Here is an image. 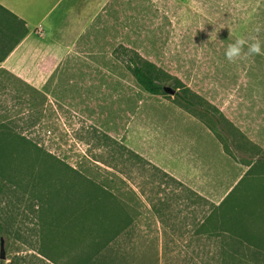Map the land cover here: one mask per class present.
<instances>
[{
	"label": "rangeland",
	"instance_id": "1",
	"mask_svg": "<svg viewBox=\"0 0 264 264\" xmlns=\"http://www.w3.org/2000/svg\"><path fill=\"white\" fill-rule=\"evenodd\" d=\"M252 35L264 0H111L42 88L0 68V264H264V55L225 56Z\"/></svg>",
	"mask_w": 264,
	"mask_h": 264
},
{
	"label": "crops",
	"instance_id": "2",
	"mask_svg": "<svg viewBox=\"0 0 264 264\" xmlns=\"http://www.w3.org/2000/svg\"><path fill=\"white\" fill-rule=\"evenodd\" d=\"M111 0H0V68L42 88L74 44H90Z\"/></svg>",
	"mask_w": 264,
	"mask_h": 264
},
{
	"label": "trees",
	"instance_id": "3",
	"mask_svg": "<svg viewBox=\"0 0 264 264\" xmlns=\"http://www.w3.org/2000/svg\"><path fill=\"white\" fill-rule=\"evenodd\" d=\"M130 68L132 73L136 77L138 83L144 88V90L153 94L167 93V91L164 89V86L166 84H164V79L160 74V69L153 61L144 57H139L137 59L131 58ZM186 88L184 89L186 90ZM178 95L181 96L183 99L189 101L185 93L180 92ZM129 151L133 153L135 156L139 157V163H141L142 160L141 156L131 149H129ZM146 164L150 166L149 169L154 171L152 173L153 176H158L161 173L163 176L170 177L171 179L177 181V179L174 176H171L165 170L161 169L157 165L152 164L147 160H144L142 165L144 166ZM88 201H90V199ZM152 206L156 208V204L153 199H152Z\"/></svg>",
	"mask_w": 264,
	"mask_h": 264
},
{
	"label": "clouds",
	"instance_id": "4",
	"mask_svg": "<svg viewBox=\"0 0 264 264\" xmlns=\"http://www.w3.org/2000/svg\"><path fill=\"white\" fill-rule=\"evenodd\" d=\"M260 31V27L255 29L256 33ZM245 47L247 48L246 52ZM252 55H264V42L258 39L256 35L236 39L234 43L227 46L225 51V56L230 62H235L238 59L247 58Z\"/></svg>",
	"mask_w": 264,
	"mask_h": 264
},
{
	"label": "water",
	"instance_id": "5",
	"mask_svg": "<svg viewBox=\"0 0 264 264\" xmlns=\"http://www.w3.org/2000/svg\"><path fill=\"white\" fill-rule=\"evenodd\" d=\"M164 89L167 91V92H169V93H175L176 92V89L175 88H173V87H171V86H169V85H165L164 86ZM2 249H3V239L1 240V251H2ZM4 255H3V251L1 252V257H3Z\"/></svg>",
	"mask_w": 264,
	"mask_h": 264
}]
</instances>
